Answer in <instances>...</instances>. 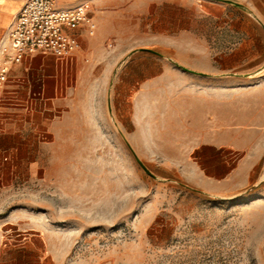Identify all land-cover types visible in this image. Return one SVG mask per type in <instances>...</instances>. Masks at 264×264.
<instances>
[{
  "label": "rangeland",
  "instance_id": "1",
  "mask_svg": "<svg viewBox=\"0 0 264 264\" xmlns=\"http://www.w3.org/2000/svg\"><path fill=\"white\" fill-rule=\"evenodd\" d=\"M134 3L115 2L114 27L71 59L27 60L0 94V247L39 230L62 264H264V127L246 186L216 196L192 178L201 134L247 129L263 43L213 50L201 17L192 49L175 2Z\"/></svg>",
  "mask_w": 264,
  "mask_h": 264
},
{
  "label": "crops",
  "instance_id": "2",
  "mask_svg": "<svg viewBox=\"0 0 264 264\" xmlns=\"http://www.w3.org/2000/svg\"><path fill=\"white\" fill-rule=\"evenodd\" d=\"M22 1L0 0V31L4 30L10 23ZM80 1L57 0L60 7H73ZM89 1L91 13L96 23V31L100 34L105 29L114 27V3L119 0ZM131 1L135 2L134 5L135 7L137 5L139 10L146 11L150 9L154 0ZM155 1L159 3L175 2L177 17H181L183 20L181 24L179 21L177 22V33L192 34V49H200L201 47L199 45L200 39L194 36L196 33L203 32L200 29L197 30V21L201 17L214 20V24L208 27V29L210 28L209 32L216 35L213 38V50L247 51L253 48L260 49V42L263 43L261 48L264 49V0ZM190 9L192 11L191 20L184 21V18H188L187 13L184 12ZM204 10L208 12L204 13ZM180 12H182L181 15ZM252 35H256L255 41H253ZM86 38L88 36L84 33L78 34L80 49L86 43ZM230 56L229 53L228 57ZM224 57L226 58V53ZM240 57H242L241 53ZM260 82L262 83L258 85L257 89L244 91L247 94L246 97L250 99L241 102V106L247 108L245 113L249 115L243 118L246 121L244 125L247 129L224 132L223 136L211 135L210 133L201 134L204 140L199 143L196 149L203 151L197 157L198 168L192 178L194 184L205 193L219 196L226 191L229 194L237 192L238 189L246 186L253 176L254 166L260 152L256 149V130L264 127V78ZM19 85L21 83L16 84L14 88L16 95ZM255 114H262V117L253 116ZM261 144L264 145V141ZM241 151L242 156H240ZM33 231L16 234L17 239H11L14 243L1 246L0 264H62L57 255L51 251H46V242L49 240L47 235L39 230Z\"/></svg>",
  "mask_w": 264,
  "mask_h": 264
},
{
  "label": "built area",
  "instance_id": "3",
  "mask_svg": "<svg viewBox=\"0 0 264 264\" xmlns=\"http://www.w3.org/2000/svg\"><path fill=\"white\" fill-rule=\"evenodd\" d=\"M96 23L89 0L73 7H58L55 0H23L0 35V94L5 92L16 67L33 57L71 59L80 49L79 33L91 37ZM16 84L22 77H15ZM15 89L8 94L15 95Z\"/></svg>",
  "mask_w": 264,
  "mask_h": 264
},
{
  "label": "water",
  "instance_id": "4",
  "mask_svg": "<svg viewBox=\"0 0 264 264\" xmlns=\"http://www.w3.org/2000/svg\"><path fill=\"white\" fill-rule=\"evenodd\" d=\"M184 70H186V71H189V70H187V69H185V68H183ZM189 72H192V71H189Z\"/></svg>",
  "mask_w": 264,
  "mask_h": 264
}]
</instances>
